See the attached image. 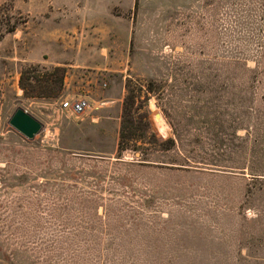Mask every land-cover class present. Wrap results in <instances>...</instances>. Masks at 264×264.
Here are the masks:
<instances>
[{
    "label": "rangeland",
    "instance_id": "1",
    "mask_svg": "<svg viewBox=\"0 0 264 264\" xmlns=\"http://www.w3.org/2000/svg\"><path fill=\"white\" fill-rule=\"evenodd\" d=\"M121 1L78 34L82 2L0 0V264H230L264 203V0Z\"/></svg>",
    "mask_w": 264,
    "mask_h": 264
},
{
    "label": "crops",
    "instance_id": "2",
    "mask_svg": "<svg viewBox=\"0 0 264 264\" xmlns=\"http://www.w3.org/2000/svg\"><path fill=\"white\" fill-rule=\"evenodd\" d=\"M73 1V0H72ZM82 2L79 14L71 13L64 22L72 23L73 32L86 33L87 16L91 13L104 11L109 13L111 6L121 0H75ZM181 1H204V0H181ZM86 3V4H85ZM98 17V16H97ZM100 21V19H97ZM54 21V19L52 20ZM101 32V29H92ZM245 235L231 240L230 264H264V203L258 209V215L246 224Z\"/></svg>",
    "mask_w": 264,
    "mask_h": 264
},
{
    "label": "trees",
    "instance_id": "3",
    "mask_svg": "<svg viewBox=\"0 0 264 264\" xmlns=\"http://www.w3.org/2000/svg\"><path fill=\"white\" fill-rule=\"evenodd\" d=\"M61 72V69L56 68L54 70V73L59 74ZM52 77V76H51ZM34 80H38V78H33ZM30 78L28 77V70L25 69L22 71L21 73V77H20V87L21 89L24 91L26 96L29 97H55L57 96V93L60 94L61 91L63 90V75L60 77V79L54 80L52 78H48L47 81H45V83H48V86H44L45 89V93L50 90V92L53 91V89L51 88V85H57L58 84V89L56 90V95L53 94H47L45 95L44 92L38 93L36 95H32V91L34 90V87H32L29 83ZM49 92V93H50ZM55 92V91H54ZM132 100L131 97L128 96L127 99L124 102V114H123V124L121 127V133H120V139H119V144H118V151L119 152H124L125 150H127V140L129 138H133L134 136H136L138 134L139 131L144 130V128H148L149 125H146L144 127H142V125H138L140 123H137V125L133 122L132 120V106H131Z\"/></svg>",
    "mask_w": 264,
    "mask_h": 264
},
{
    "label": "water",
    "instance_id": "4",
    "mask_svg": "<svg viewBox=\"0 0 264 264\" xmlns=\"http://www.w3.org/2000/svg\"><path fill=\"white\" fill-rule=\"evenodd\" d=\"M8 124L30 142L43 130V124L20 107L14 111Z\"/></svg>",
    "mask_w": 264,
    "mask_h": 264
},
{
    "label": "built area",
    "instance_id": "5",
    "mask_svg": "<svg viewBox=\"0 0 264 264\" xmlns=\"http://www.w3.org/2000/svg\"><path fill=\"white\" fill-rule=\"evenodd\" d=\"M88 107H89V103L84 99L71 101V102L66 101L62 104V108L64 110H69L76 115H80L84 113L86 109H88Z\"/></svg>",
    "mask_w": 264,
    "mask_h": 264
},
{
    "label": "bare ground",
    "instance_id": "6",
    "mask_svg": "<svg viewBox=\"0 0 264 264\" xmlns=\"http://www.w3.org/2000/svg\"><path fill=\"white\" fill-rule=\"evenodd\" d=\"M160 117V116H159Z\"/></svg>",
    "mask_w": 264,
    "mask_h": 264
}]
</instances>
